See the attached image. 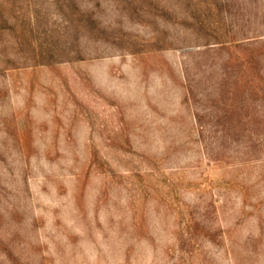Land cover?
<instances>
[{"label":"rangeland","instance_id":"obj_1","mask_svg":"<svg viewBox=\"0 0 264 264\" xmlns=\"http://www.w3.org/2000/svg\"><path fill=\"white\" fill-rule=\"evenodd\" d=\"M0 264H264V0H0Z\"/></svg>","mask_w":264,"mask_h":264},{"label":"trees","instance_id":"obj_2","mask_svg":"<svg viewBox=\"0 0 264 264\" xmlns=\"http://www.w3.org/2000/svg\"><path fill=\"white\" fill-rule=\"evenodd\" d=\"M213 47H209V48H205L201 51V53H207L208 51L210 50H214L212 49ZM188 53H191L190 51L187 52ZM248 69H253L252 65H250L249 61H246L245 62ZM184 71H185V78L187 80V91H188V96H189V99H191L192 101V104H193V107H194V116H195V120H196V123H197V126L199 127L200 131H202L203 128H205L204 124L202 123V120H201V114H200V111L198 110V107L196 105V93L194 91V85H192V83L190 82V78H189V70H188V67L186 66V63H185V67H184ZM218 85V84H217ZM216 85V86H217ZM221 84H219L220 86ZM229 103L225 102L222 106V108L219 110V115L222 119H227L226 116H228V114H232L233 111H236L237 109V104L235 102H233L234 100L232 99H229Z\"/></svg>","mask_w":264,"mask_h":264}]
</instances>
